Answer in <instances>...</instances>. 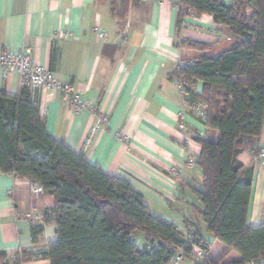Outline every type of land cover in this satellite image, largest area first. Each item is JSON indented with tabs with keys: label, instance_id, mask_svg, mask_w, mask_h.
Here are the masks:
<instances>
[{
	"label": "crops",
	"instance_id": "obj_1",
	"mask_svg": "<svg viewBox=\"0 0 264 264\" xmlns=\"http://www.w3.org/2000/svg\"><path fill=\"white\" fill-rule=\"evenodd\" d=\"M177 13L173 0H129L126 6L123 0H0V51L31 48L34 64L49 68L79 91L86 106L77 111L58 92L31 89L52 136L83 152L104 172L127 179L155 215L183 231L205 235L207 226L193 206L200 205L195 188L201 185L202 171L187 160L200 156L198 137L217 140L219 133L207 129L205 118L185 100L174 79L179 66L216 56L231 41L211 16L192 12L178 27ZM191 40L211 44V49L182 46ZM0 87L18 94L19 74L9 69ZM192 88L200 94L202 81ZM181 110L184 129L178 126ZM262 146L264 123L261 136L238 157L240 179L252 181L251 226L264 223V165L255 161ZM32 183L0 169V264H16V252L38 253L57 238L56 223L44 216L55 198L45 192L35 195ZM31 210L35 219L26 216ZM33 223L44 229L37 241ZM235 253L228 261L241 258ZM20 264L51 262L32 257Z\"/></svg>",
	"mask_w": 264,
	"mask_h": 264
},
{
	"label": "trees",
	"instance_id": "obj_2",
	"mask_svg": "<svg viewBox=\"0 0 264 264\" xmlns=\"http://www.w3.org/2000/svg\"><path fill=\"white\" fill-rule=\"evenodd\" d=\"M173 1L178 27L192 12L207 14L224 26L231 41L218 55L201 56L175 72L186 86L187 99L205 106L207 129L219 133L217 140L196 139L202 180L195 188L200 205L193 206L213 241L199 230L186 233L155 215L127 179L104 172L83 152L52 136L31 89L21 87L11 95L0 87V169L39 183L55 198L44 216L56 223V240L38 253L16 252V264L32 257L49 259L51 264H169L179 252L191 264L264 259V223H247L252 181L240 179L243 167L238 160L263 131L264 0ZM128 2L123 0V6ZM182 46L211 49V44L196 40ZM197 80L203 83L200 94L192 88ZM43 230L41 224H32L34 241ZM214 241L227 247L218 259L210 255ZM193 243L202 248L201 255ZM231 251L241 258L226 262ZM1 255L6 259V253Z\"/></svg>",
	"mask_w": 264,
	"mask_h": 264
},
{
	"label": "built area",
	"instance_id": "obj_3",
	"mask_svg": "<svg viewBox=\"0 0 264 264\" xmlns=\"http://www.w3.org/2000/svg\"><path fill=\"white\" fill-rule=\"evenodd\" d=\"M99 37L102 40H105L106 34L99 33ZM9 69H13L19 74L21 87H28L29 89L40 87L44 90L58 92L61 94L64 100L71 102L75 106V109L77 111L86 106V104L82 102L80 98L79 91L72 82L62 81L58 77H56L49 68L33 63L31 48H25L21 51H0V82H3L5 80V78L7 77V71ZM174 82L179 85L181 93L183 94L185 100H187L189 93L184 83L177 77H175ZM193 109L198 115L205 118L206 111L203 104H194ZM184 114V110H181L178 113V126L181 129L185 128ZM99 120L100 121L97 123V126H99L102 122L101 119ZM94 130L95 128L93 129V131ZM255 161L264 165V146H262L255 154ZM195 164L196 161L194 158H188V166L194 167ZM31 190L35 195H42L44 193L42 186L37 182H33L31 184ZM26 216L29 219L36 218V214L32 210L26 213ZM185 232L187 233V230H185ZM188 239L192 240V236L189 235ZM192 247L197 255H201L203 253L202 248L199 245L193 243ZM169 264L191 263H187L184 260L183 254L179 252L172 257ZM249 264H264V259H261L257 262H251Z\"/></svg>",
	"mask_w": 264,
	"mask_h": 264
},
{
	"label": "rangeland",
	"instance_id": "obj_4",
	"mask_svg": "<svg viewBox=\"0 0 264 264\" xmlns=\"http://www.w3.org/2000/svg\"><path fill=\"white\" fill-rule=\"evenodd\" d=\"M231 1V0H230ZM206 236H207V238L209 239V240H211V241H213V236H212V234L211 233H209V232H206V234H205ZM140 238H141V236H140ZM138 239V243L139 244H141L142 242H141V240L142 239ZM215 242V241H214ZM221 247H225L224 246V244L223 243H221V242H219V241H216V243H215V245H214V248L212 249V251H211V255H212V257H214L215 259H218L220 256H222L224 253H222V251H220V248ZM234 254L235 252L234 251H231L228 255H227V257L225 258V261L226 262H228V260L229 259H227L228 257H229V255L230 254ZM234 255H236V253L234 254Z\"/></svg>",
	"mask_w": 264,
	"mask_h": 264
},
{
	"label": "water",
	"instance_id": "obj_5",
	"mask_svg": "<svg viewBox=\"0 0 264 264\" xmlns=\"http://www.w3.org/2000/svg\"><path fill=\"white\" fill-rule=\"evenodd\" d=\"M152 241H154V240L152 239Z\"/></svg>",
	"mask_w": 264,
	"mask_h": 264
}]
</instances>
